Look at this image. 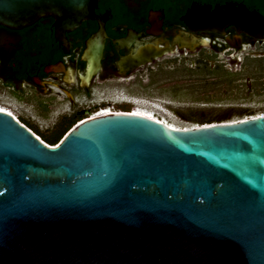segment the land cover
Wrapping results in <instances>:
<instances>
[{
  "label": "water",
  "instance_id": "95a60500",
  "mask_svg": "<svg viewBox=\"0 0 264 264\" xmlns=\"http://www.w3.org/2000/svg\"><path fill=\"white\" fill-rule=\"evenodd\" d=\"M97 3L0 0V25L51 17L67 49L66 33L96 20L83 57L97 72L107 38ZM194 10L197 30L264 31V15L244 5ZM138 50L119 67L159 49ZM79 113L49 145L0 111V264H264V114L175 129L131 112Z\"/></svg>",
  "mask_w": 264,
  "mask_h": 264
},
{
  "label": "flooded vegetation",
  "instance_id": "af4514ba",
  "mask_svg": "<svg viewBox=\"0 0 264 264\" xmlns=\"http://www.w3.org/2000/svg\"><path fill=\"white\" fill-rule=\"evenodd\" d=\"M226 4L244 5L264 15V0H98L95 13L104 22L107 38L97 72H92L91 65L83 57L85 40L98 28L96 20H85L79 27L67 32L70 44L67 49L55 39L54 19L51 17L40 18L20 29L0 25V91L15 98L33 99L43 114L50 108L52 99L68 102L69 108L59 116L62 121L60 127L68 129L83 117L80 111L96 107L86 109L79 102V95L89 96L91 88L107 84L139 85L147 89L167 65L169 68L171 65L174 68L182 66L190 73L189 76L205 70L206 102L214 99L215 87L222 85V81L229 84L234 81L216 79L214 72L226 71L229 75L250 70L251 76H247L246 84L249 94L242 99L249 98L250 101L255 97L264 102V31L261 37H254L234 25L226 26L221 34L197 30L196 15L190 14L194 8L210 7L213 10L216 5ZM126 37L128 47L120 48L113 43V39ZM143 46L159 50H148L150 55L144 63L137 64L134 59L131 64H126L127 67H119L120 60L137 56L142 51L138 49ZM58 62L62 63L60 71H45L47 65ZM35 77L41 83H36L33 80ZM236 80L241 82L236 89L243 92L246 80ZM66 91L72 95L74 102L70 101ZM45 97L51 98L48 101ZM133 100L137 99L123 102L135 107ZM128 104H124L123 111L133 110L127 107ZM237 107L244 109L245 106ZM259 113L263 114L264 110L244 118ZM19 121L39 134L36 127L25 120ZM219 122L228 121L208 120L200 126ZM52 126L59 128L56 122Z\"/></svg>",
  "mask_w": 264,
  "mask_h": 264
},
{
  "label": "rangeland",
  "instance_id": "374dc122",
  "mask_svg": "<svg viewBox=\"0 0 264 264\" xmlns=\"http://www.w3.org/2000/svg\"><path fill=\"white\" fill-rule=\"evenodd\" d=\"M172 66L169 68L167 65L163 72L157 74L147 89L141 88L139 85H99L91 88L89 96L79 95V102L86 109L89 106H96L89 109V113L108 105L123 111L124 104L129 103H124L123 100L136 98L137 100H133L135 105L145 104L151 109L158 105L157 107L169 112L166 113L168 118L173 117L172 119L180 122L181 125L200 124L208 120L231 121L264 110V102H259L260 98L253 97L250 101L249 98L242 99L249 94L246 84L247 76H251L250 70H241L229 75L226 74V71L214 72L216 79L223 78L222 80L232 79L234 81L229 84L227 81L221 80L223 84L218 88L215 87V92H213L214 99L206 102L205 70L197 71L196 75L189 76L190 73L184 71L182 66L179 68ZM236 79L246 80L243 83V90L245 89L243 92L236 89L238 82L241 83ZM225 90L230 92L226 93ZM50 98L45 97V100L49 101ZM52 100L50 108L43 114L33 99L15 98L7 92L0 91V107L10 109L19 120H25L28 124L36 127L41 138H43L42 136H53L56 127H53L52 124L55 122L60 124L62 122L59 119L60 113L69 108L68 102L64 100ZM239 105L245 106L244 109L237 107ZM127 107L131 110L134 105L128 104Z\"/></svg>",
  "mask_w": 264,
  "mask_h": 264
},
{
  "label": "bare ground",
  "instance_id": "6f19581e",
  "mask_svg": "<svg viewBox=\"0 0 264 264\" xmlns=\"http://www.w3.org/2000/svg\"><path fill=\"white\" fill-rule=\"evenodd\" d=\"M155 106H156L155 108L152 107V109H151L149 107H146L145 104L135 105V107L133 108L131 113L151 118L153 120L162 122V123L166 124L167 126H169L171 128H175V129H183V128L186 129V128H193V127H199L200 126V124H182L181 125L180 122H177L175 119H172L173 117L168 118L166 116L167 115L166 113L168 112L167 110L161 109L160 107H157L158 105H155ZM0 109H2L0 111L6 112L8 114H11L16 119L18 118L13 112H11L10 109H7L5 107H0ZM113 112H123V111L122 110H116V109H114V108H112V107H110L108 105V106H104V107H99L95 111L90 112L87 116H95V115H101V114H110V113H113ZM260 113H259V115H260ZM241 119L242 118H239V119H235V120L228 121V122H233V121H237V120H241ZM203 126H206V125H203Z\"/></svg>",
  "mask_w": 264,
  "mask_h": 264
},
{
  "label": "trees",
  "instance_id": "16d2710c",
  "mask_svg": "<svg viewBox=\"0 0 264 264\" xmlns=\"http://www.w3.org/2000/svg\"><path fill=\"white\" fill-rule=\"evenodd\" d=\"M250 8V7H249ZM123 112H130V111H123ZM61 123L59 124V128H57L53 134V136H42V140L49 145H55L56 141L64 134V132L68 129L60 127ZM36 133V132H35ZM37 134V133H36ZM39 135V134H37ZM40 136V135H39Z\"/></svg>",
  "mask_w": 264,
  "mask_h": 264
},
{
  "label": "snow or ice",
  "instance_id": "6c2138e0",
  "mask_svg": "<svg viewBox=\"0 0 264 264\" xmlns=\"http://www.w3.org/2000/svg\"><path fill=\"white\" fill-rule=\"evenodd\" d=\"M0 110H2V109H0ZM55 147H58V145H57V146H55Z\"/></svg>",
  "mask_w": 264,
  "mask_h": 264
},
{
  "label": "built area",
  "instance_id": "2783aa9c",
  "mask_svg": "<svg viewBox=\"0 0 264 264\" xmlns=\"http://www.w3.org/2000/svg\"><path fill=\"white\" fill-rule=\"evenodd\" d=\"M88 115V114H87ZM252 117V116H251Z\"/></svg>",
  "mask_w": 264,
  "mask_h": 264
}]
</instances>
